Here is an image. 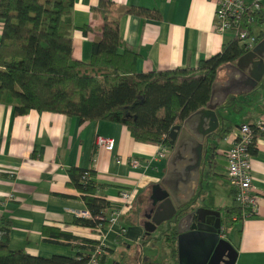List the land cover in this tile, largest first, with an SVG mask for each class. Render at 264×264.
Here are the masks:
<instances>
[{
	"label": "crops",
	"instance_id": "crops-1",
	"mask_svg": "<svg viewBox=\"0 0 264 264\" xmlns=\"http://www.w3.org/2000/svg\"><path fill=\"white\" fill-rule=\"evenodd\" d=\"M112 1L115 13L119 14L123 44L139 54L138 70L195 67L199 59L218 52L231 38L230 32L219 34L214 30L212 0ZM244 1L248 4L258 2L264 9V0ZM97 2L74 0L71 53L75 59L88 61L92 42L101 34L102 18L90 9ZM133 5L156 8L161 16L123 13L125 7ZM85 25L88 26L86 33L82 29ZM1 30L0 19V37ZM260 31L264 32V24L254 23L252 32L257 35ZM224 78L225 70L221 69L218 79ZM261 83L264 88V79ZM235 100L232 106L219 108L218 113L225 123L231 118L234 127L264 120V89L258 95L238 94ZM241 108L247 110L245 115H241ZM98 135L113 138V147L107 149L98 145ZM231 137L230 130L222 139L214 140L215 145L213 139L209 140V165L204 166L203 190L198 193L206 199V181L215 175L227 179L229 195L213 204L221 207L218 209L221 213L226 212L222 207L233 204L234 198L223 155L230 146ZM156 149L157 144L134 140L127 128L119 123L80 121L74 115L35 109L14 115L11 103L0 102V216L10 221V248L42 256L73 254L76 248L68 240L55 242L44 238L45 223L77 236L93 239L102 236L91 227L72 222L80 211L87 210L80 192L68 183L67 168L79 166L95 170L94 179L99 183L96 194L109 202L116 201L120 189L135 191L133 222L126 225L125 233L117 238L119 226L116 225L109 227L102 236L106 247L112 250L107 252L105 261L110 264H144L147 260L167 263L169 248L163 231L168 225L160 229L161 225L147 235L139 213L140 204L150 195L151 185L166 169L163 161L167 158L155 159ZM251 154L252 183L260 197L253 215L237 217L230 224L226 239L237 250L234 264H264V134L257 136L256 149ZM132 157L140 159V165L132 166L128 162ZM119 158L121 160L117 162Z\"/></svg>",
	"mask_w": 264,
	"mask_h": 264
},
{
	"label": "trees",
	"instance_id": "trees-1",
	"mask_svg": "<svg viewBox=\"0 0 264 264\" xmlns=\"http://www.w3.org/2000/svg\"><path fill=\"white\" fill-rule=\"evenodd\" d=\"M73 6L74 0H0V102L11 103L12 114L35 109L74 115L80 121L107 120L124 125L136 141L169 142L170 128L206 105L212 83L218 79L223 65L248 50L238 37H231L218 52L199 59L195 67L138 70L139 54L123 44L114 2L98 0L90 9L102 18L101 34L92 42L90 59L78 60L71 53ZM123 13L161 16L156 8L137 5L125 7ZM243 22L252 33L254 23L264 24V9L259 5L247 11ZM82 29L86 33L88 26ZM263 36L264 32L260 31L256 41ZM261 84L260 81L256 87ZM235 97V94H229L218 108L232 106ZM219 119L218 128L204 140L200 172L209 151V140L222 139L230 131L231 122L225 123L220 114ZM255 149L256 145L252 144L250 152ZM67 174L68 183L80 192V198L91 214L90 217L74 216L72 222L93 230L98 223L108 227L109 222L98 216L104 217L111 203L96 194L99 183L94 179L95 170L70 166ZM202 183L201 174L191 200L178 208L173 218L163 222L168 225L163 231L169 248V260L165 264H178L176 220L193 207L198 193L203 190ZM232 192L234 196L233 188ZM222 208L230 213L226 216L228 219L223 220L226 223L231 224L233 213L242 218L234 198L233 204ZM134 209L133 205L120 215L124 230L118 232L117 238L125 233L126 225L133 222ZM42 233L49 241L68 240L76 251L42 256L12 249L9 246L10 221L0 216V264H86L89 250L99 243L98 239L77 236L47 223L43 225ZM104 250L112 251L109 247ZM99 258L106 262V254ZM144 264L160 263L147 260Z\"/></svg>",
	"mask_w": 264,
	"mask_h": 264
},
{
	"label": "water",
	"instance_id": "water-1",
	"mask_svg": "<svg viewBox=\"0 0 264 264\" xmlns=\"http://www.w3.org/2000/svg\"><path fill=\"white\" fill-rule=\"evenodd\" d=\"M222 69L225 78L213 81L206 105L170 128L171 152L166 169L151 185V206L142 222L147 235L173 218L177 209L191 200L200 180L204 140L220 124L218 107L229 94L249 93L263 80L264 36L252 48L225 63ZM201 210L219 218L218 209L199 206L176 220L178 264H234L237 250L230 241L219 237V222L202 217Z\"/></svg>",
	"mask_w": 264,
	"mask_h": 264
},
{
	"label": "built area",
	"instance_id": "built-area-1",
	"mask_svg": "<svg viewBox=\"0 0 264 264\" xmlns=\"http://www.w3.org/2000/svg\"><path fill=\"white\" fill-rule=\"evenodd\" d=\"M215 6L214 12V30L219 34L230 32L231 37H238L239 41L249 50L256 42V35L249 33V26L243 22L244 14L249 10L256 9L260 4L258 2L246 3L244 0H212ZM254 125L241 123L231 126V143L223 152L225 157L226 176L234 190V199L240 206L241 216L246 217L253 214L256 210L259 200V193L252 183L250 147L256 145L257 136L264 134V120H258ZM257 135V136H256ZM96 143L107 149H111L114 144L113 138L98 135ZM171 150L169 142L157 143V149L154 155L155 159L167 158ZM121 159H116L119 162ZM132 166L140 165V159L130 158L128 161ZM117 199L110 202V207L106 214L98 216L100 219H106L109 226L105 227L101 223L95 226L98 234H103L111 226H119V231L124 230L121 225L120 215L128 211L134 204L135 191L132 188L120 189ZM81 217H90L88 210L78 213ZM237 219V214L231 215V220ZM230 223L223 221L220 226L219 237L227 238L230 231ZM126 230V229H125ZM118 231V232H119ZM98 239L99 243L88 252L86 264H110L102 262L99 255H105L106 247L104 238Z\"/></svg>",
	"mask_w": 264,
	"mask_h": 264
},
{
	"label": "rangeland",
	"instance_id": "rangeland-1",
	"mask_svg": "<svg viewBox=\"0 0 264 264\" xmlns=\"http://www.w3.org/2000/svg\"><path fill=\"white\" fill-rule=\"evenodd\" d=\"M263 84H261V85H259L258 87H256V88H254L253 90H251L250 91V93L251 94H253V95H258V94H260V92L264 89L263 88V86H262ZM227 107H222V108H220V109H226ZM241 110H242V112H241V115H245L244 113L247 111L246 109H242L241 108ZM232 119L230 118V121H231ZM238 120H241V119H238ZM171 151V150H170ZM209 158H210V155L207 153L206 155H205V161H206V165L205 164H203V166L205 165V168H207L208 167V165H209V163H208V160H209ZM204 161V162H205ZM166 163H167V159L166 160H164L163 161V164H164V167H166ZM164 171V170H163ZM161 172V174H164V172ZM205 171H207V169L205 170ZM205 176H206V173H205ZM227 179H224V177H222V176H220V175H215V176H213V178H211V180H209V181H206V184H205V186H206V189H207V193H206V199H205V203H207L208 205H210V206H213V204L215 203L216 204V202H217V199L218 200H221V199H223V197H225L226 195H229V185H228V182L226 181ZM149 191V190H148ZM197 197L198 198H196V201H195V203L194 204H198V203H200V200H201V198H200V196H198L197 195ZM147 200H146V202L145 203H141L140 204V207H139V209H140V214H141V217H142V215H143V209H145V208H149V206H151V203H150V199H149V196H148V198H146ZM216 201V202H215ZM133 204H135V202H133ZM148 211V210H147ZM230 213H228V212H223V214H222V217H223V220H225V219H228V218H226V216L228 217V215H229ZM166 223H163L162 224V226L160 227V229L161 228H165L166 227ZM146 250H148L147 248H146Z\"/></svg>",
	"mask_w": 264,
	"mask_h": 264
},
{
	"label": "flooded vegetation",
	"instance_id": "flooded-vegetation-1",
	"mask_svg": "<svg viewBox=\"0 0 264 264\" xmlns=\"http://www.w3.org/2000/svg\"><path fill=\"white\" fill-rule=\"evenodd\" d=\"M207 154V153H206ZM206 163V161L205 162H203V164H205ZM206 165V164H205ZM204 165V166H205ZM204 166L202 165V171L200 172V176H201V174L203 175V173H204ZM200 181V180H199ZM199 196V195H198ZM193 197V196H192ZM198 198V197H197ZM200 198H201V200H200V203H198V204H194L193 205V207L192 208H196V207H199V206H203V207H209V208H213V209H219V208H217L216 206H210V205H208L207 203H205L204 201H205V195L204 196H200ZM150 202H151V200H150ZM149 208H150V206H149ZM149 208L147 209V208H145V209H143V215H142V222L144 221V219H145V214L146 213H148V211H149ZM148 210V211H147ZM191 210V209H190ZM201 215H202V217H208V219H210V221H212L213 220V222H219V224H220V226L222 225V223H223V217H222V214L223 213H221L220 212V215H219V218L218 219H216V217L214 218L213 216H211V215H209L208 216V214H204V211H202L201 210V213H200ZM221 264H223V263H221Z\"/></svg>",
	"mask_w": 264,
	"mask_h": 264
}]
</instances>
